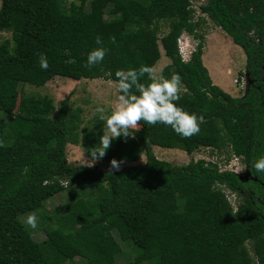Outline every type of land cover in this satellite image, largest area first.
Wrapping results in <instances>:
<instances>
[{
	"label": "trees",
	"instance_id": "1",
	"mask_svg": "<svg viewBox=\"0 0 264 264\" xmlns=\"http://www.w3.org/2000/svg\"><path fill=\"white\" fill-rule=\"evenodd\" d=\"M192 1L90 0L86 9L85 0H1L0 34L9 31L11 38L0 39V264H116L121 248L112 231L121 222L135 253L123 264H264V172L253 167L264 156V0L199 6L245 55L250 83L242 97L214 85L203 66L204 35ZM106 16L122 29L103 35ZM182 32L197 40L186 62L178 49ZM98 36L109 51L89 69L84 65L100 47ZM41 54L47 71L39 65ZM161 55L169 63L158 73L181 76L178 106L204 117L201 130L184 138L170 126L140 121L130 130L134 138L112 141L97 161L105 169L66 158L71 144L91 160L102 125L80 129V110L69 96L55 107L49 98L19 90L46 76L115 82L117 70L156 66ZM153 146L188 155L208 149L225 154L224 163L237 158L249 179L204 159L159 160ZM142 155L144 162L134 164ZM113 159L123 163L110 174ZM62 192L68 193L62 217L45 227L44 241H34L19 211ZM226 192L236 195V210Z\"/></svg>",
	"mask_w": 264,
	"mask_h": 264
},
{
	"label": "rangeland",
	"instance_id": "2",
	"mask_svg": "<svg viewBox=\"0 0 264 264\" xmlns=\"http://www.w3.org/2000/svg\"><path fill=\"white\" fill-rule=\"evenodd\" d=\"M61 1L66 4L75 3L78 5L81 0ZM85 1V7L88 9V3L90 0ZM205 1L206 0L192 1V8L195 11L194 20H199V22H201L200 31L204 35L201 55L202 64L206 68L214 85H217L232 97H242L248 86L247 79H249L245 72V55L239 46L232 43L228 35H226L219 27L211 23L209 19L200 12L199 6L205 3ZM129 6L135 10L140 9V6L134 2H130ZM105 19L106 24L102 30L103 35L106 36L111 32H119L122 29V24L117 22L116 18L113 16H106ZM162 31L165 32L166 29L163 28ZM10 38L11 32L9 31L0 34L1 40ZM135 39V35L129 36V42H133ZM179 40L181 45L180 49L185 53L187 51L192 52L196 48L197 40L192 39L187 34L183 39L179 38ZM168 63L169 60L161 55L159 62L155 66L157 72ZM240 78L244 79L243 88V83L240 82L239 85L234 82ZM19 90L26 94L49 98L52 100L55 107L59 106L60 102L65 97L69 96L70 106L80 110V129L83 127L97 126L98 123L104 127L106 122L99 119V114L96 113L95 110L97 107H103L105 109V114L110 115L113 103L119 95L115 83H109L108 80L82 79L79 81H73L67 78L51 76L39 79L36 86L20 84ZM153 152L159 160H164L171 164L181 165L188 163L190 160L198 159L215 162L221 166L224 164L225 167L222 166L221 169L236 172V174L244 181L249 179V176L247 175L248 171L238 162L237 159L231 158L227 163H224L223 161L226 159L225 154H217L208 149H202L199 152L188 155L180 150L153 146ZM66 158L67 162L72 165H87V161L91 162L79 145L68 144L66 147ZM144 160L145 157L142 155L134 164L143 163ZM92 167L105 169V167L99 162H96ZM67 194V192H62L42 204L23 208L19 211L18 217L30 230L31 238L34 241H44L46 239L44 231L45 227L47 225L55 226L56 221L62 217L64 212L63 207L68 200ZM228 199L232 203L233 209L236 210V204L238 202L236 195H228ZM33 212L38 217V227L36 229H32L26 223L27 214ZM112 234L121 248V253L117 255L115 260L116 264H123L125 260L132 259L135 253L132 250V247L126 243L129 239L127 225L124 222L117 223V227L112 231ZM75 261L76 263H79V258L75 259Z\"/></svg>",
	"mask_w": 264,
	"mask_h": 264
},
{
	"label": "clouds",
	"instance_id": "3",
	"mask_svg": "<svg viewBox=\"0 0 264 264\" xmlns=\"http://www.w3.org/2000/svg\"><path fill=\"white\" fill-rule=\"evenodd\" d=\"M185 35L186 33L182 32L180 39H183ZM112 42L115 43L114 37ZM103 43V40L98 36L96 44L100 47L93 49L88 54L85 67L91 69L104 60L109 50L103 46ZM192 52L187 51L189 56ZM39 65L44 71L49 69L46 55H40ZM115 77L114 83L120 94L113 103L110 115L105 114L103 107H97L95 110L99 114V119L106 123L102 129L103 135L100 136L99 143L90 151L91 162L87 161L88 167L94 166L98 160H102L106 156L112 141L121 137L125 140L129 137L134 138L130 130L137 129L140 121L153 126L158 123L170 126L177 135L184 138H191L199 134L204 117L195 113L190 114L178 106L183 90L182 78L179 74L173 73L168 78L158 73L155 66L142 65L138 69L117 70ZM144 77H147V83L142 82ZM109 83H113V81H109ZM122 163L123 161L116 159L111 160L110 174L111 170L119 171ZM253 167L258 173L264 172V156L259 157ZM24 171L27 172L28 169L25 168ZM61 182L71 183V181ZM26 223L32 229H36L38 227L37 215L34 212L28 213Z\"/></svg>",
	"mask_w": 264,
	"mask_h": 264
},
{
	"label": "built area",
	"instance_id": "4",
	"mask_svg": "<svg viewBox=\"0 0 264 264\" xmlns=\"http://www.w3.org/2000/svg\"><path fill=\"white\" fill-rule=\"evenodd\" d=\"M180 40L178 39V49H179V53L181 54V59L184 61V62H186V61H188L189 59H190V56L188 55V53L186 52H183L182 51V49H180ZM236 84H239L240 82L241 83H243L242 84V88H243V85H244V79L243 78H240L239 80H236V81H234ZM240 85V84H239ZM241 88V87H240ZM234 159H237V158H234ZM238 160V159H237ZM222 166H224L225 167V165L224 164H222ZM222 166L219 164L218 165V167L220 168V170L221 171H223L224 169H221L222 168ZM227 171H231V172H234V171H232V170H227ZM234 173H236V172H234Z\"/></svg>",
	"mask_w": 264,
	"mask_h": 264
},
{
	"label": "water",
	"instance_id": "5",
	"mask_svg": "<svg viewBox=\"0 0 264 264\" xmlns=\"http://www.w3.org/2000/svg\"><path fill=\"white\" fill-rule=\"evenodd\" d=\"M248 76V75H247ZM250 82H249V79H247V85L249 84ZM246 85V86H247ZM248 176H249V173L247 174ZM240 179L242 180V178L240 177Z\"/></svg>",
	"mask_w": 264,
	"mask_h": 264
}]
</instances>
